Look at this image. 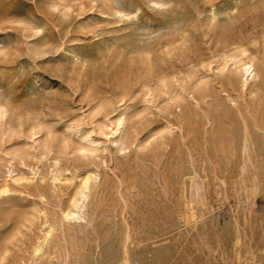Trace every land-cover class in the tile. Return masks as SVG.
Wrapping results in <instances>:
<instances>
[{"label": "rangeland", "instance_id": "1", "mask_svg": "<svg viewBox=\"0 0 264 264\" xmlns=\"http://www.w3.org/2000/svg\"><path fill=\"white\" fill-rule=\"evenodd\" d=\"M148 52L165 88L138 81ZM232 57L254 65L244 86L226 81ZM198 82L207 110L264 121V0H0V264H27L41 225L23 219L58 221L90 175L91 222L66 231L82 264H121L125 240L131 264H264V137L251 131L244 174L226 120L196 147L175 101Z\"/></svg>", "mask_w": 264, "mask_h": 264}, {"label": "bare ground", "instance_id": "2", "mask_svg": "<svg viewBox=\"0 0 264 264\" xmlns=\"http://www.w3.org/2000/svg\"><path fill=\"white\" fill-rule=\"evenodd\" d=\"M174 49L175 47H173L171 50H167L165 52V56H169L171 54V51H173ZM230 61L232 62V65H234L235 67L234 70L230 73V76L227 77L226 79L228 84H231L232 81L236 80L237 78L240 79L243 78L241 84L242 86H244L248 82V80L254 77V65L251 61L242 62L239 59L237 60L236 57L230 58ZM141 64H143L144 67L142 72L138 76V81L140 80L143 83L142 85H144V87L149 86L148 84L150 83L163 88L166 87L167 75L165 73L167 69H163L161 67L163 64H165L163 59L162 61L155 60L152 58V55L148 52L144 54ZM148 91H150V88ZM183 92H185L186 96L188 95V98L185 97L186 98L185 106L179 104L178 101H175L176 109H177L176 117L180 125L179 128L180 131L182 130V128H184V130H187L190 133L194 145L198 147L199 140L201 138L202 139L204 138V135L206 134L208 128L211 130L214 128L216 129L219 128V125L215 127L217 125L216 116L226 120L227 122L225 124L226 127H228V129H226L225 134L227 135V137L223 143H225L226 147L229 148L230 150L236 149L237 145H239L238 146L240 148L239 168L241 170V173L244 174L246 172L247 165L252 163L250 156H248V152L250 151L252 145L250 138L251 131L252 130L260 131L262 133V136L264 137V133L262 132L264 131V125H263L264 121L262 120V118L261 119L252 118L249 121V118L247 117V113H248L247 106L243 110L236 109L234 113L228 110L223 111V107L220 104H214L210 110L209 109L207 110L203 106L206 104V99L209 96V86L204 82H198L194 88H190L189 86H187L183 90ZM228 109L231 108L228 107ZM6 114H7V108L4 105H0V120L1 119L3 120ZM123 116H124L123 114H119L118 118L116 119L115 129L113 130L112 135L116 136V134H119L124 124ZM198 121L201 123L199 124ZM205 126H207L208 128ZM238 126L241 132L238 136H236L235 133L238 130ZM89 143L93 144L94 142H89ZM222 154L225 155L223 152ZM188 156L190 157V159H192L190 150L188 152ZM230 156L232 157L233 155L231 154ZM225 159L227 160V156L225 157ZM230 162L231 159H228L227 163ZM90 176H86L81 181V183L78 186V189L76 190L73 197L69 201L68 208L60 211L57 217L58 221L53 220V218L47 212H43V211L37 212L34 215H30L27 218L23 219V224H21V227L23 228H28L32 226V223L35 219L36 221L37 219H39L41 225L39 230L40 231L39 236L37 238L36 236L34 237L36 238V240L34 241L32 248L30 249L29 262L27 264H82V262L74 252V247L73 248H70L71 246L69 247V245H71V242L68 241V237H67L68 234L66 231L70 222H74V225H76L77 223L75 224V222L78 221H83L86 222L87 224L91 222L87 218L88 200L90 197V186H89V181L91 180ZM189 190H190L189 193L190 197L193 198L191 201L193 200L195 201L196 198H198L201 194L198 185L194 181V179L190 180ZM5 194H7L6 188H1L0 196ZM22 234L23 232L17 229L15 234H13L12 237L13 239L12 241L9 242V245L10 246L15 245L14 242L18 241V239L22 236ZM94 237H95L94 239L95 243L98 240H100V234L97 233L96 231H94ZM125 239L126 238H124V240ZM96 248H98V245L95 246V249ZM11 253L12 251L9 249V247L3 248L2 251L0 252V261H8L10 256H12ZM128 254L129 251L125 240L121 248V255L119 259V261H122L121 264H131L130 263L131 260Z\"/></svg>", "mask_w": 264, "mask_h": 264}]
</instances>
